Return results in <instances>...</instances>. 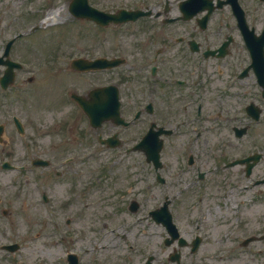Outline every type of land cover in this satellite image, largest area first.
Returning a JSON list of instances; mask_svg holds the SVG:
<instances>
[{
    "label": "flooded vegetation",
    "instance_id": "flooded-vegetation-1",
    "mask_svg": "<svg viewBox=\"0 0 264 264\" xmlns=\"http://www.w3.org/2000/svg\"><path fill=\"white\" fill-rule=\"evenodd\" d=\"M91 1L96 7V4L112 3L109 0ZM121 1L117 9L139 11L144 16L133 22L136 30L128 34L129 41L123 48L125 63L121 78L115 83L119 87L120 114L125 119L132 116L133 123L145 115L151 116L154 129L164 130L161 137L167 146L173 150L178 147L176 153L184 151L186 146L190 148L186 152L185 168L198 163L196 159L202 163L188 186L174 190L170 200L172 209L191 207L188 201L208 186V178L222 176L227 177L228 184L237 182L241 191L248 189L253 199L245 210L264 208V186H260L264 183L258 184L264 182V0ZM184 2L188 3L190 12H181L180 6ZM109 7L107 4V12H113ZM55 45L52 52L43 56V63L53 65V71L64 72L63 65L71 55L97 58L94 57L96 52L93 56L86 48L76 53L70 44ZM101 55L111 57L108 50ZM107 71L108 74L89 77V89L114 83L112 70ZM73 86L86 87L78 78L75 82L69 80L68 83L60 81L57 86L48 85V88L57 89L58 103L50 102L41 108L49 114L48 120L43 124L34 122L29 136V144L39 148V158H47L51 167L61 157L56 148L64 136V108L68 114L80 112L72 97ZM147 121L142 125L145 126ZM103 127L101 134L104 137L120 134L118 138L124 144L135 142L144 135L143 128L141 134L129 135L118 132V127L113 124ZM194 146L198 147L196 153L191 151ZM256 153L260 154L259 162L249 170L246 163L226 167L230 162ZM48 171L59 174L54 168ZM63 174L65 172L60 175ZM41 183L53 191L58 181L47 176ZM233 194L223 197L226 201L223 205L243 214L242 200L231 205L230 201L236 195ZM237 194L241 196L242 192ZM52 197V203H57L60 208L69 207L76 201L70 195L56 198L52 194ZM190 207L188 222L194 218V213L190 215ZM238 218L239 215L232 216L226 223ZM231 242L235 240L232 238Z\"/></svg>",
    "mask_w": 264,
    "mask_h": 264
},
{
    "label": "rangeland",
    "instance_id": "rangeland-1",
    "mask_svg": "<svg viewBox=\"0 0 264 264\" xmlns=\"http://www.w3.org/2000/svg\"><path fill=\"white\" fill-rule=\"evenodd\" d=\"M11 0H0V7L2 4L10 3ZM35 3L39 4L43 0H34ZM65 1V0H59ZM110 1V0H109ZM63 3H57L53 9L57 6H61ZM76 23V24H75ZM67 24V23H66ZM63 25L61 26L60 23L57 25H52L47 27L46 29L40 28V32L32 33V37H28L25 40H20V43H27L28 46L34 47L35 43L38 42H50V41H57V42H64V43H79V47L81 49L88 48L92 45V42H96V45L99 48L98 37L104 36L106 38L105 43H112L114 49H120V46L126 47V43L128 42V38L125 36L121 37L123 33L121 30L116 31L115 33H110L108 31H101L99 29H85L84 27H80L78 25V21H72L70 25ZM75 25V27H73ZM69 26H72L71 29H68ZM15 30L11 32H5V36L8 34L14 33ZM18 31V30H17ZM96 32H99L98 35H94ZM107 34V35H105ZM18 48L21 50H25V45L21 44ZM103 48V45L101 46ZM109 52L111 51L112 47L107 45L105 48ZM114 51V50H113ZM119 51V50H118ZM83 52V51H80ZM42 53V52H41ZM111 53V52H110ZM114 53V52H113ZM119 53V52H117ZM116 53V54H117ZM23 51L19 52V56L15 57V59L22 60L28 59ZM37 52H33V64L36 66L38 63L40 64L42 57L37 55ZM31 58V57H29ZM53 71V69H52ZM121 67L112 70V77L113 81H117L121 78ZM45 73V72H44ZM43 73V74H44ZM39 75L36 77L34 82L29 83L28 85L23 82L25 77L30 76L31 73L24 71L19 73V81L16 86H14L10 92L3 93L0 90V124H4V140L5 145H0V164L2 161L6 160L13 165L19 167L21 165H26V162H23V155L25 147L21 144V140L16 138L14 133V129L11 122V117L15 114L20 117L26 124V126H32L34 122L38 124H43L48 120L49 114L45 113L41 110L42 104H45L47 100L50 99L49 94H54L56 89H53L50 92H47L48 84L41 83L46 78V75ZM43 75V76H42ZM84 76V75H83ZM68 77L64 75V79ZM36 80H38L36 82ZM39 83V84H38ZM41 83V84H40ZM26 84V85H25ZM37 84V85H35ZM58 84V83H57ZM28 87L31 89L30 97L28 96L29 93H24L21 88ZM34 85V86H33ZM119 85L124 88V86L119 82ZM57 86V85H53ZM77 87V86H76ZM29 107H35L36 111L34 113H30L28 111ZM38 116V117H35ZM24 124V125H25ZM84 124H81L80 127H84ZM86 146H83L81 150L85 149ZM178 149L176 147L174 150L171 147L164 149L162 155L166 156L169 160L173 159L175 151ZM230 155V154H229ZM164 159V157H163ZM168 159L165 158L166 161ZM211 162V161H210ZM102 164V163H101ZM100 166V161L92 162L85 161L80 163V171L83 176V179L80 180L79 183L86 182V179L91 177L88 174L89 170H93L95 174L97 173ZM127 166L130 167L131 163L125 164V171H128ZM141 166V164H140ZM225 175V174H224ZM144 177L145 183H150L153 179V174L149 172V167L145 166V171L142 175ZM74 178V177H73ZM227 177H214L210 180V186L207 188V192L205 198L203 200L204 203V210L207 212L210 208H213L219 200L220 196V188L225 186ZM131 179H126L123 181V188L122 193H126L129 195L126 199V195L119 199L115 196V191L111 194L112 189L108 186L107 189L104 191L99 189L101 186L103 187V183H99L97 186V194L96 197L101 198L105 203L110 204L118 200L117 203L120 204L121 209H115V207L108 205L105 208H82L76 207L74 209H64L60 210L59 214L62 216L61 220L64 224V220L66 218H71L72 224L69 227V231L74 233L78 239V245L81 250H84V247L91 246L92 242L96 241V236L103 232L101 223L99 221V216H106V227H111L116 225L118 222L126 223V229L128 232V238L126 240H122L119 238L118 233L124 232V229H118L114 235H110L109 241L106 239L103 240L101 243V251L98 252L96 258L94 259L95 262L98 264H125L126 262H130V264H134L135 255L142 251L143 255L147 253L150 249L155 251L156 256L155 261L157 264L167 263L170 264L167 260V254L170 252V249L163 246L157 235L153 231L152 226H146V234H142L140 232V225L137 221L129 219L126 217L125 214L122 212V205L123 203L129 201L132 197L134 192V186L132 190L128 193L126 192L125 187L130 182ZM25 174H20L18 172H9V171H1L0 170V244L4 242L15 241L20 244V252L15 255L13 259L14 264H62L63 263V255H61L60 250L52 248L50 244V237L51 240H56L60 242L57 237L55 239L54 232H56V225L51 222L46 215V211L42 210H34L29 203L32 202L33 198V190L32 188H26L25 186ZM71 183V181H69ZM142 184L138 185V188H141ZM72 186V183L69 185ZM56 188H60L56 186ZM66 186H64L59 193L54 192V197H61L66 196ZM156 191L158 186L153 183L152 190ZM101 190V191H99ZM151 189H147L150 192ZM30 195V199H27V195ZM137 197L140 196L139 194H135ZM250 196V195H248ZM239 198H246L242 212L244 215V221L240 223H230L227 224L229 227L228 237H227V244H232L231 239L233 238L235 241V235L232 233V228L238 229L237 235H245L250 232H257V236L263 234L264 232V208L256 207L252 211L245 210L244 207L252 202L253 198H247L246 195L238 196L236 195L235 203L239 202ZM23 201V203H22ZM101 201H97L96 205H100ZM248 206V205H247ZM1 207L6 208L7 212L10 215L3 216L1 214ZM143 214L147 217V211L144 210ZM176 214L181 222L182 229L187 235L191 236L190 226L186 223V213L184 214L181 207L176 209ZM210 214H215L213 210L210 211ZM256 216V221L253 219ZM126 217V219H125ZM225 220H230V215ZM59 221V220H58ZM224 218L219 215H212L210 220H206L205 223V231L204 234L206 238V242L202 246L198 256L194 257H183L181 264H264V255H252L249 253V249L256 248V247H264V241L253 242L250 244V247L241 248L238 246L237 252L232 254L231 256H235L234 258L226 257L227 259L223 258V253L218 254V250L220 249V245L222 243V236L223 233L219 232L218 228L222 226ZM143 225L144 222L140 221ZM118 232V233H117ZM164 232L161 231V235ZM73 234H70V236ZM69 236V235H67ZM135 236V239L133 238ZM100 240V238H98ZM46 242H49L47 244ZM59 246V245H57ZM60 247V246H59ZM131 247V248H129ZM131 256V260H127V257ZM222 257V258H219ZM90 254H82V264H92L93 260H91ZM214 258V259H212ZM0 264H7L2 259H0Z\"/></svg>",
    "mask_w": 264,
    "mask_h": 264
},
{
    "label": "water",
    "instance_id": "water-1",
    "mask_svg": "<svg viewBox=\"0 0 264 264\" xmlns=\"http://www.w3.org/2000/svg\"><path fill=\"white\" fill-rule=\"evenodd\" d=\"M9 81H11V78H9ZM102 116H100L99 118H96V119H100Z\"/></svg>",
    "mask_w": 264,
    "mask_h": 264
}]
</instances>
